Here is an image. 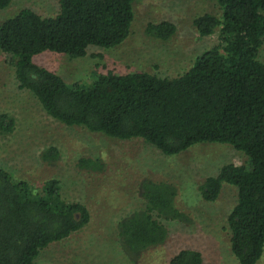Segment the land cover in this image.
<instances>
[{
	"label": "trees",
	"instance_id": "trees-1",
	"mask_svg": "<svg viewBox=\"0 0 264 264\" xmlns=\"http://www.w3.org/2000/svg\"><path fill=\"white\" fill-rule=\"evenodd\" d=\"M136 0H59V12L42 16L25 8L0 23V50L15 70L20 89L28 90L45 112L67 126L81 127L119 140L141 139L165 155L195 144L227 143L247 156L245 164L223 165L198 186L208 202L224 183L237 188L227 224L237 264H258L264 251V0H215L221 15L194 19L200 36L219 30L220 42L205 50L183 74L169 78L149 72L96 73L85 86L68 83L34 62L43 51L77 58L90 46L113 48L131 32ZM12 0H0L6 8ZM176 26L150 22L145 33L169 40ZM15 119L0 114V134H11ZM56 147L41 158L54 163ZM79 167L103 169L99 159L81 158ZM144 206L118 222L123 249L130 255L164 244L165 222L187 223L177 206L178 188L165 180L141 182ZM91 220L87 206L63 198L59 180L39 187L0 167V264H35L40 252L66 239ZM201 251L184 248L170 264H203Z\"/></svg>",
	"mask_w": 264,
	"mask_h": 264
},
{
	"label": "rangeland",
	"instance_id": "rangeland-1",
	"mask_svg": "<svg viewBox=\"0 0 264 264\" xmlns=\"http://www.w3.org/2000/svg\"><path fill=\"white\" fill-rule=\"evenodd\" d=\"M133 6L131 32L120 45L90 46L86 55L77 58L43 51L34 56V62L70 84L85 86L94 81L96 73L149 72L173 78L220 42L219 30L203 37L194 25V19L204 13L221 15L215 0H136ZM25 8L54 16L59 12V0H12L0 8V23ZM163 20L176 26L169 40L145 33L148 23ZM259 60L264 63V43ZM1 113L15 119V129L11 134H0V167L35 187L48 179L59 180L63 198L85 204L91 213L86 227L48 245L35 264H170L171 257L184 248L201 251L203 264H237L227 224L237 202V188L224 183L218 199L208 202L200 196L198 186L227 163L245 164L248 158L242 151L227 143L206 142L180 154L165 155L141 139L119 140L62 124L45 112L32 93L19 88L14 67L0 50ZM50 147L60 151L54 163L41 158ZM81 158L99 159L103 169L81 168ZM148 178L177 186V206L190 221L165 222L169 237L164 244L130 255L120 243L118 222L144 206L140 186ZM258 264H264V251Z\"/></svg>",
	"mask_w": 264,
	"mask_h": 264
}]
</instances>
